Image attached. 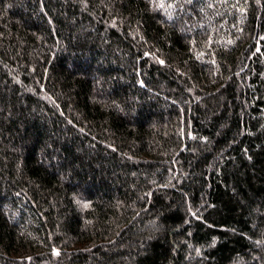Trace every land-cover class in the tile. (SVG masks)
<instances>
[{
    "label": "trees",
    "instance_id": "trees-1",
    "mask_svg": "<svg viewBox=\"0 0 264 264\" xmlns=\"http://www.w3.org/2000/svg\"><path fill=\"white\" fill-rule=\"evenodd\" d=\"M0 264H264V0H0Z\"/></svg>",
    "mask_w": 264,
    "mask_h": 264
}]
</instances>
